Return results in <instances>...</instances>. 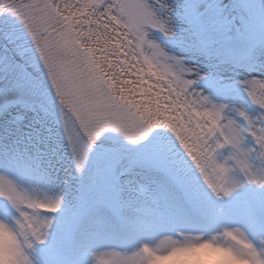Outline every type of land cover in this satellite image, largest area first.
Listing matches in <instances>:
<instances>
[{"label":"rangeland","instance_id":"rangeland-1","mask_svg":"<svg viewBox=\"0 0 264 264\" xmlns=\"http://www.w3.org/2000/svg\"><path fill=\"white\" fill-rule=\"evenodd\" d=\"M171 1L175 0H164L166 4H171ZM224 2L225 0H177L178 12L172 14L171 9L167 14L170 17L167 31L164 25H155L159 32L146 35L143 39L137 33V39L132 41L139 53L136 62L143 70L136 80L149 83L129 86L134 89V94H126L139 103V110L144 111V127H147L148 120L157 127H166L163 123L165 121L174 123L181 135L185 136L191 153L199 158L200 163L195 165L186 155L185 151L188 150L184 151L182 146L169 136L182 173L180 182L177 183L165 175L154 176L149 171L141 170L132 178H137L140 172H143L151 182L154 179V183L149 187L136 183L128 188L121 197L123 203L119 211L126 221L137 223V245L144 242L143 246L150 248L151 240L159 233L160 224L173 238H177V233L181 237L183 230L187 231L192 239L194 235L193 244L196 243V249L193 248L192 251L196 252L197 258L193 262L185 261L183 264H216L218 250L221 256L222 250L224 251L228 264H264V256L238 228L234 229L237 225L234 219H240L238 214H234L233 219H229V224H224V228H218L227 220L226 205L232 203L234 206L250 196L260 201L264 199V192L249 186L237 191L240 195L239 201L232 198L226 204L221 198L224 191L231 186L227 181V174L221 167L220 174L217 172L212 175L209 170L210 165L222 160L226 161L233 174L239 173L247 177L250 184L264 183V171L253 169L252 161L243 147L245 133H251V127H245V111L253 120L264 111L253 104L245 83L254 78L264 79V42H259L261 44L254 52L253 49L249 50V53L255 56L256 62L248 71L235 69L221 59L215 61L217 57L213 56L209 49L206 52L207 48H216L217 56H224L223 52H231L236 58H246L247 47L251 41L257 37L264 40V0H233L226 4ZM177 13L178 18L174 16ZM176 21H183L185 30ZM17 29L15 36H8L0 31V36L7 42L11 55L17 61L25 63L15 61L0 47V100L20 97L23 101L0 118V166L6 163L19 178L22 176L21 179L25 180L26 195L0 191V198L12 202L16 209L27 207L39 213L40 208L46 207L55 213L56 209L62 206L63 211L47 216L25 215V222L22 223L25 243L32 249V240L37 241L33 254L27 255L20 245L14 248L12 240L7 236L5 253L8 257H14L16 264H34V261L39 264H52L53 251L61 235L71 233L73 242L57 254L61 264H71L80 259L87 244L81 239L85 233L100 231L101 236L105 234L98 221L89 219V213L79 220L82 211L89 208L85 206V199L90 191L89 186L94 181L95 158L87 169L75 167L71 145L65 139L67 136L63 128L61 105L51 89L46 71L35 60V48L31 38L22 26L17 25ZM173 32L175 35L171 37ZM186 32L191 37L190 41H186ZM169 36L173 41L167 38ZM157 41L167 51L185 58L189 67L183 69V75L175 70L172 63L182 61L169 57ZM106 59L108 63L105 67L109 72L115 69L120 77L119 65L123 60L114 55H109ZM25 65L40 80L42 86H39ZM190 72H196L203 77L199 79L196 88L211 99L207 107L196 103V92H193L192 85L187 83L193 79L189 75ZM116 85L117 91L124 86L121 79ZM141 88H150V91L141 92ZM170 88L172 98L180 96L192 103L188 107L173 108L171 101L167 99ZM157 92L160 93L159 96H156ZM154 96L156 99H164V106H161L163 110L159 113L155 111L157 106L151 99ZM28 103L37 105L36 112L28 107ZM212 104L217 107H212ZM132 111L137 112L138 109L132 106ZM177 112L181 113L179 120L176 118ZM16 115L21 116V120H17ZM219 117L223 118L222 128L220 133H215L213 122ZM228 122L230 126L227 125ZM255 127L259 129L261 126L256 124ZM129 131L135 136L142 134L143 129L130 128ZM121 144H124L123 140ZM149 147H129V151H147ZM201 168L203 171H198ZM224 175L226 184L223 183ZM210 178L212 180H209ZM131 181H124L125 186ZM234 186L237 190L240 184L235 181ZM54 193L57 195L54 196ZM105 208L99 209L97 216L106 222L114 215V211ZM221 208L225 211H221ZM204 233L213 235V239L207 244L200 243ZM249 233L253 241H258L255 234ZM221 239L225 243H220ZM102 240L103 238L96 243H101ZM112 241L116 250L104 258L97 254L90 264H145L140 257L141 247H136L133 253L128 254L126 250L129 245L122 239ZM199 245L205 247L200 248ZM168 246L169 243L161 246L160 255L166 256L173 250L174 247L168 249ZM210 247L212 251L209 250Z\"/></svg>","mask_w":264,"mask_h":264},{"label":"snow or ice","instance_id":"snow-or-ice-1","mask_svg":"<svg viewBox=\"0 0 264 264\" xmlns=\"http://www.w3.org/2000/svg\"><path fill=\"white\" fill-rule=\"evenodd\" d=\"M171 7L164 0H0V31L15 36L17 25L22 26L34 45L36 62L46 71L51 89L61 105L63 128L71 145L75 167L87 169L95 158L94 181L85 199L89 219L98 221L111 239H122L130 246L129 251L137 247V223L126 221L119 211L123 203L121 197L132 187L131 182L127 186L123 182L131 181L134 173L145 170L179 183L182 173L169 136L184 151L188 150L186 155L195 165L200 163L174 123L165 121L166 127H157L148 120L144 127L141 123L144 111L139 110V103L126 94H134V89L129 86L149 83L136 80L143 70L136 62L139 53L132 41L137 39V33L143 39L159 32L155 25H164L167 31L170 20L167 14ZM109 55L123 60L119 73L124 86L119 91L114 87V75L105 67ZM195 75L193 72L192 77ZM199 79L193 78L187 83L196 86ZM245 83L253 104L264 110V79L254 78ZM140 90L147 92L150 88ZM171 93L170 88L167 99L173 108L188 107L192 103L180 96L172 98ZM159 95L157 92L156 96ZM151 99L157 106L155 111L161 112L164 99L155 96ZM196 103L208 104L211 99L201 93ZM132 106L138 111L133 112ZM212 107L217 106L212 104ZM244 115L247 118L245 127H251V133L256 135L246 132L243 147L253 169L264 171V111L255 120L246 111ZM180 117L181 113L177 112V120ZM256 124L261 127L256 129ZM130 128H142L143 132L133 136ZM145 145L150 146L147 151H129V147L140 149ZM252 186L264 192V183ZM233 196V191L227 189L221 199L227 204ZM105 207L114 211L106 222L97 216V211ZM57 209L63 211L62 206ZM16 210L12 202L0 198V218H12ZM221 211L225 209L221 208ZM226 211L229 219H233L234 213L238 214L240 219H234L236 224L258 237L256 248L264 256V199L257 201L250 196L234 207H227ZM101 238L100 231H93L85 233L81 239L89 244ZM72 242L73 234L61 235L53 251L52 264H61L57 254ZM87 251L88 248L84 254Z\"/></svg>","mask_w":264,"mask_h":264},{"label":"bare ground","instance_id":"bare-ground-1","mask_svg":"<svg viewBox=\"0 0 264 264\" xmlns=\"http://www.w3.org/2000/svg\"><path fill=\"white\" fill-rule=\"evenodd\" d=\"M227 125L230 126L229 122ZM228 131H229V135L231 136L232 134L230 130ZM220 167H221V170L223 171L225 170L227 174V181L231 183L230 189L233 192L236 191V186H234L235 180L233 179V173L231 172V169L227 167L226 161L223 162L222 160H220L218 167L213 169L212 173L216 174L218 172V174H220L221 172L219 171ZM224 177L226 179L225 175ZM21 178H19V176L16 175L15 171L11 169L9 165H7L6 163L1 164L0 166V191L6 192L9 194H18L20 196H25L26 195V189H25V184H24L25 180L23 181ZM209 180H212V178H210ZM135 182L142 183V185L149 187L152 185V182L154 183V179H152V182H151V180L143 172H140L138 178L135 179ZM223 183H225V181ZM56 195L57 194L54 193V196ZM239 196L240 195L237 192L234 194L233 198L239 201L240 199ZM225 207L231 208L234 206H232V203H230L229 205H226ZM229 222L230 220L227 217V220L225 221V223H223L219 227L224 228V224H227V223L229 224ZM158 228H159V233L151 240L152 245L149 243L151 251H150V256H149L147 264H183L185 261H186L185 263L191 260H192L191 262L195 261V259L197 258V255H196V252L193 253L192 251L193 248L196 247L195 245L196 243L193 244L195 240L194 235L192 239L188 235L187 231L183 230L182 236H181L183 238V243H182L180 239L173 238L170 232L167 229L165 230V227L162 224H160ZM234 229H236L235 226H234ZM192 231L194 230L192 229ZM102 238H103L102 242L98 245V247L95 250V256H97L98 254L104 258L105 256L106 257L110 256L112 252L116 250V246L113 243L112 239L106 235V233L102 235ZM164 243L165 245H168L169 243V246L167 247L168 249L171 246L174 247L173 250L166 256L160 255V252L162 251L161 246ZM129 247H127L126 251L128 252V254H131L133 253L135 249L133 251H129ZM198 247L203 248L205 247V245H199ZM222 252H223L222 257L218 255L217 257L218 261L216 264H228L229 263L227 262L228 258L226 257L223 250Z\"/></svg>","mask_w":264,"mask_h":264},{"label":"clouds","instance_id":"clouds-1","mask_svg":"<svg viewBox=\"0 0 264 264\" xmlns=\"http://www.w3.org/2000/svg\"><path fill=\"white\" fill-rule=\"evenodd\" d=\"M174 35H175V33L173 32V35L171 37H174ZM150 38H152V37H150ZM157 42L161 45L162 48H164V46L159 41H157ZM164 50L167 52L169 57H176L182 61V63H176L175 61H173L172 63H173V67L175 68V70L179 74L183 75V69L189 67L185 61V58L177 55L174 52H169L165 48H164ZM192 73L193 72L189 73V75L191 77H192ZM111 74L115 76L114 87H116L117 86L116 82L119 81L120 77L118 74H116L115 69H113ZM192 78L199 79V74L196 73L195 77H192ZM192 91L196 92L197 97H200L201 93H203L202 91H198L196 86H192ZM191 94L192 93L190 92L189 95H191ZM224 105H226V104H224ZM203 106L207 107L208 105L204 104ZM233 179L237 183L240 184V187L236 191L243 190L246 187L252 186V184H250L248 182V178L240 175L239 173H234ZM30 190L31 189H29V191ZM234 194H235V191L233 192V195ZM59 212H60L59 209H56L55 213H53L51 209L46 208V207H42L39 209V213H37L35 209L29 210V208L24 207V208L17 209L16 214L12 218H0V264H16V260L14 257L6 256V253H5V237L6 236L10 240H12V246L14 248L17 245H20L23 247V251L27 255L31 256L33 254V252L35 250V246L37 245V241H35L34 239L32 240V244L34 246L32 249H29L25 243V235L22 232V223L25 222V215H37V214H39L41 216H47L49 214L55 215ZM235 227L238 228L240 230V232H242L244 234V236L247 237V239L252 243L253 247L256 248V243H255V241L252 240L251 234L248 232V230L246 228L241 227L240 225H236ZM176 235H177V238L180 239L181 242L183 243V238L180 237L178 235V233ZM212 239H213L212 234L204 233V234H202V239H201L200 243L201 244H207ZM143 243L144 242H141L139 245H137V247H142ZM220 243H225V241L223 239H221ZM228 243H230V241H228ZM34 264H39V262L34 261Z\"/></svg>","mask_w":264,"mask_h":264}]
</instances>
